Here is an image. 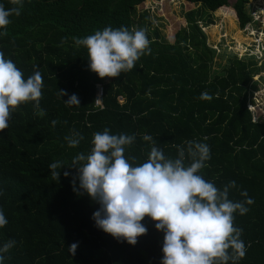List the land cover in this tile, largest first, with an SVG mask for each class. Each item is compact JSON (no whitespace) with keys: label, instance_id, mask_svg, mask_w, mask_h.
I'll use <instances>...</instances> for the list:
<instances>
[{"label":"trees","instance_id":"16d2710c","mask_svg":"<svg viewBox=\"0 0 264 264\" xmlns=\"http://www.w3.org/2000/svg\"><path fill=\"white\" fill-rule=\"evenodd\" d=\"M143 1L23 0L21 14L10 17L0 51L25 79L41 72L40 108L46 114L36 115L33 102L22 104L0 131V210L8 221L0 228V246L16 241L3 264H161L164 233L151 218L142 221L147 233L130 245L96 226L93 214L100 205L79 189L78 179L73 191L77 170L68 166L77 154L90 152L93 134L105 128L114 135H135L125 147L134 165L145 162L152 147L144 135L172 158L177 157L174 145L206 143L211 158L199 174L221 189L234 181L229 191L234 202L254 201L245 205V215L234 214L246 246L237 264H264V120L259 115L252 121L247 108L256 84L251 79L261 67L253 56L237 58L225 50L216 55L201 32V26L212 24L211 13L224 7L234 13L239 29L252 23L248 1L181 0L195 8L183 13L184 25L169 40L152 26L146 10H137ZM0 3L12 6L8 0ZM226 22L233 24L231 17ZM108 26L146 29L151 53L131 71L101 79L88 66L87 50L75 47L72 38ZM62 37L68 40L61 46ZM215 56L224 64L213 69ZM59 90L67 95L60 97ZM73 94L80 106L65 105ZM74 132L83 139L73 148L64 138ZM57 161L63 166L57 169L59 181L49 169ZM74 243L73 255L68 248Z\"/></svg>","mask_w":264,"mask_h":264},{"label":"clouds","instance_id":"9594fccd","mask_svg":"<svg viewBox=\"0 0 264 264\" xmlns=\"http://www.w3.org/2000/svg\"><path fill=\"white\" fill-rule=\"evenodd\" d=\"M8 2L11 7L0 3V29H4L0 36L7 35L10 17L19 16L23 8V0ZM72 39L75 47L87 50L88 66L101 79L131 71L142 56L151 53L144 28L108 26ZM67 40L62 37L61 46ZM42 88L43 77L38 69L25 79L17 65L0 51V131L9 127L12 112L22 104L33 102L36 115L46 114L40 108ZM59 95L67 93L59 90ZM64 103L80 106L75 94ZM64 139L74 148L83 136L74 132ZM143 140L150 141L152 147L147 160L134 165L126 158L125 147L135 141V135H114L105 128L93 134L90 152L77 154L68 166L77 170L73 191H78V179L79 189L100 205L93 214L96 226L117 240L135 245L137 238L147 233L142 221L149 217L155 228L164 233L161 264H237L246 255V246L241 239L243 230L234 225V214L245 215L249 211L245 205L254 201L247 198L234 202L229 198L230 189L236 187L234 181L221 189L199 174L211 158L206 143L186 140L174 145L177 157L172 158L155 146L152 136L144 135ZM135 160L131 157V161ZM62 167L59 161L49 165L53 180L59 181L57 169ZM64 176H69V172H64ZM241 195L247 197V192ZM7 223L0 210V228ZM15 244L10 239L0 246V264ZM77 246L70 245L69 253L74 255Z\"/></svg>","mask_w":264,"mask_h":264},{"label":"rangeland","instance_id":"374dc122","mask_svg":"<svg viewBox=\"0 0 264 264\" xmlns=\"http://www.w3.org/2000/svg\"><path fill=\"white\" fill-rule=\"evenodd\" d=\"M233 1L227 0V5H231ZM247 1L252 23L239 29L234 13L225 7L211 13L212 24L201 26V32L205 35V44L216 55L225 50L237 58L253 56L256 65L261 67L259 74L251 79L256 83L252 89L255 91L248 97L250 102L247 104L252 121H256L259 115L264 120V0ZM140 7L147 11L152 26L167 40L174 29L184 25L183 13L189 8H195L181 0H144L137 7L138 11ZM226 17L232 18L231 27H228ZM236 40L240 43L237 46ZM216 64L221 66L224 61L215 56L211 67L216 69Z\"/></svg>","mask_w":264,"mask_h":264},{"label":"built area","instance_id":"2783aa9c","mask_svg":"<svg viewBox=\"0 0 264 264\" xmlns=\"http://www.w3.org/2000/svg\"><path fill=\"white\" fill-rule=\"evenodd\" d=\"M100 86H96V100L95 105L100 106ZM121 102V100H119ZM250 111V110H249Z\"/></svg>","mask_w":264,"mask_h":264}]
</instances>
